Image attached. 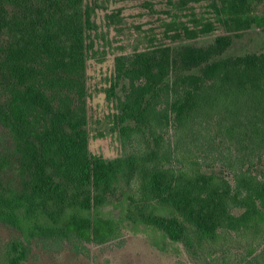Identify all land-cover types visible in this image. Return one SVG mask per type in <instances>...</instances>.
Wrapping results in <instances>:
<instances>
[{
  "label": "trees",
  "instance_id": "16d2710c",
  "mask_svg": "<svg viewBox=\"0 0 264 264\" xmlns=\"http://www.w3.org/2000/svg\"><path fill=\"white\" fill-rule=\"evenodd\" d=\"M262 4L211 0L212 19L187 22L174 13L164 24L172 42L225 34L207 47L150 38L117 57L111 131L133 150L106 159L89 150L88 130L100 5L0 0V223L25 238L5 264H24L34 238L108 244L124 222L162 231L197 264L234 237L248 241L242 264H264V52L226 55L234 37L264 29ZM124 194L121 219L101 216Z\"/></svg>",
  "mask_w": 264,
  "mask_h": 264
},
{
  "label": "rangeland",
  "instance_id": "374dc122",
  "mask_svg": "<svg viewBox=\"0 0 264 264\" xmlns=\"http://www.w3.org/2000/svg\"><path fill=\"white\" fill-rule=\"evenodd\" d=\"M95 1L101 8L97 9L95 18L98 25V34L94 38L95 53L87 68L89 150L94 155L115 159L133 150L122 145L118 131H111L116 106L114 100L108 97V90L115 79V59L131 55L137 49L145 50L150 46V38L155 39V45L207 47L225 32L218 28L214 33L193 41L183 39L172 42L165 36L164 24L174 19V13L184 22L189 21L191 13L212 19L209 8L211 0H187L183 11L173 8L169 0H88L90 4ZM171 1L177 4L180 0ZM255 12L264 16V4L259 5ZM263 52L264 29L255 28L234 37L233 45L226 55ZM117 93L120 95V90ZM213 167L219 170L221 163ZM127 208L124 194L101 209L100 214L119 220ZM17 239H25L21 231L0 223V264H5L6 249ZM247 242L234 237L233 242L227 246L228 251H218L214 262L208 260L202 263L242 264L248 255ZM27 245L29 256L24 264H197L182 244L170 240L162 231L128 222H124L119 239L104 245L76 239L59 242L48 238H34Z\"/></svg>",
  "mask_w": 264,
  "mask_h": 264
}]
</instances>
